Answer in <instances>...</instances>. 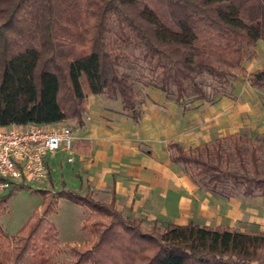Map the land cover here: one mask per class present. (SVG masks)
<instances>
[{
  "label": "trees",
  "instance_id": "obj_1",
  "mask_svg": "<svg viewBox=\"0 0 264 264\" xmlns=\"http://www.w3.org/2000/svg\"><path fill=\"white\" fill-rule=\"evenodd\" d=\"M0 0V126L48 125L74 120L83 125L89 94H119L139 121L136 91L121 71V49L108 40L139 46L156 73L154 85L178 104L209 97L196 76L204 72L225 84L237 72L264 87V69L251 75L242 65L248 47L264 41V0ZM258 4L253 16L249 6ZM264 140V134H263ZM234 150L222 139L196 149L170 144L200 184L223 196H264L259 149ZM3 194L10 198L12 191ZM43 202L14 234L1 223L0 264H56L59 229L49 218L56 194L90 209L93 238L74 246L61 264H264V230L214 228L194 222L145 229L122 214L115 201L91 192L41 190Z\"/></svg>",
  "mask_w": 264,
  "mask_h": 264
},
{
  "label": "crops",
  "instance_id": "obj_2",
  "mask_svg": "<svg viewBox=\"0 0 264 264\" xmlns=\"http://www.w3.org/2000/svg\"><path fill=\"white\" fill-rule=\"evenodd\" d=\"M91 95H88V109L90 97L100 94ZM86 113L83 125L77 123L78 127L74 129L79 136L74 144V160L69 161L70 154L64 151L47 159L51 185L68 189L66 178L73 179L75 185L68 190L108 194V200H114L118 210L126 211L125 216L142 217L155 223L162 221L165 226L194 222L246 231L250 224L264 230L262 200L250 204L242 193L227 197L212 192L190 173L175 168L181 162L172 159V142L180 143L185 149L213 144L215 142L210 143L204 138L202 145H184L226 128V125L215 121L205 124L201 131V124L186 122L176 115L168 121H149L141 116L135 121L129 111L126 120H119L120 125L115 128L105 120V114L98 115L95 111L90 117ZM60 153L72 166L64 167V160L56 158Z\"/></svg>",
  "mask_w": 264,
  "mask_h": 264
},
{
  "label": "rangeland",
  "instance_id": "obj_3",
  "mask_svg": "<svg viewBox=\"0 0 264 264\" xmlns=\"http://www.w3.org/2000/svg\"><path fill=\"white\" fill-rule=\"evenodd\" d=\"M241 1L243 0L239 2ZM249 10L251 15H257L258 4L255 1L252 2ZM109 25L111 30L107 34L108 40L112 44L120 46L121 71L128 75L129 82L135 88L136 102L141 113V119L168 121L170 117L176 115L177 118L186 122L201 124V131L205 124L219 121L226 125V128L212 131L211 134L196 140V142L183 143L185 147L194 146L195 144L202 145L204 138L206 141L213 143L221 137L224 150L233 151L232 137L239 136L245 149H250L252 146L259 149L264 166V87L252 85L248 76L238 72L231 76L225 84L216 82L209 73L204 72L196 76V80L202 85L209 99H199L192 95L186 98L183 103L178 104L173 93L169 95L165 91L161 92L154 85L156 73L152 71V65L143 59L142 48L132 44H121L114 33L115 27L111 20ZM242 65L250 75L259 69H264L263 40H259L255 46L248 47ZM91 96L95 97L96 94ZM95 111L98 115L105 114V120L115 128L120 125L119 120H126L129 115V111L122 109V99L119 94L103 93L95 98L90 97V109H88L86 116L90 114V117H93ZM66 123H69L73 129L78 127L77 122L74 120ZM205 131L208 132L209 129ZM77 137L79 136L77 135ZM162 144L164 145L165 141ZM170 151L173 153L172 149ZM63 155L60 153L56 158L64 160L62 162L64 167L72 166V163H69ZM185 167L181 163L175 165V168L182 169L188 174L189 169L186 170ZM49 176L40 182H29L17 186L7 201H4L2 195H0V201L7 207L6 212L1 216V223L9 234H14L22 228L33 212L41 207L43 202L41 190L46 189L54 194L55 191L62 189L63 186L55 187V185H51L48 182ZM53 177L55 180V174H53ZM66 181L68 185L66 188L72 189L75 185L74 180L66 178ZM56 182L58 181L56 180ZM93 196L98 200L110 202L108 194L98 193L93 194ZM244 198L250 204L262 200L261 206L264 207V196H245ZM54 204L56 206L55 212L51 213L49 218L59 229L61 248L56 254L55 262L61 264L64 260L74 258V246L83 245L93 238L91 226L86 224L91 212L86 206L78 205L57 194ZM123 213L126 214V211L122 210ZM131 217V219H140L145 229L153 228L163 231L166 228L162 221L155 223L142 217L133 218V215ZM259 227L247 224L246 231L257 230L260 229Z\"/></svg>",
  "mask_w": 264,
  "mask_h": 264
},
{
  "label": "built area",
  "instance_id": "obj_4",
  "mask_svg": "<svg viewBox=\"0 0 264 264\" xmlns=\"http://www.w3.org/2000/svg\"><path fill=\"white\" fill-rule=\"evenodd\" d=\"M77 138L66 121L0 126V195L24 183L45 180L47 159L58 151L69 153L68 160L73 161Z\"/></svg>",
  "mask_w": 264,
  "mask_h": 264
}]
</instances>
